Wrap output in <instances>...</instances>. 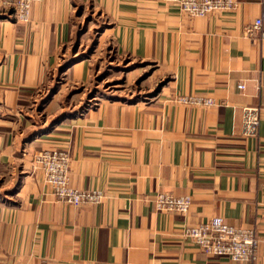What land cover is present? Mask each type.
I'll list each match as a JSON object with an SVG mask.
<instances>
[{
  "label": "crops",
  "instance_id": "obj_1",
  "mask_svg": "<svg viewBox=\"0 0 264 264\" xmlns=\"http://www.w3.org/2000/svg\"><path fill=\"white\" fill-rule=\"evenodd\" d=\"M236 1L204 17L167 0H36L26 23L0 12V264H264V39L245 31L263 0ZM97 25L161 81L148 99L68 110L62 83L51 89L60 73L88 79L91 55L76 57ZM245 105L260 106L253 137L241 135ZM46 147L66 148L70 184L102 200L57 201L34 164ZM160 191L189 195L188 211L156 210ZM213 216L255 227L254 262L206 255L182 235Z\"/></svg>",
  "mask_w": 264,
  "mask_h": 264
},
{
  "label": "built area",
  "instance_id": "obj_2",
  "mask_svg": "<svg viewBox=\"0 0 264 264\" xmlns=\"http://www.w3.org/2000/svg\"><path fill=\"white\" fill-rule=\"evenodd\" d=\"M36 0H0V6L10 11L15 22L26 23L30 19L32 3ZM178 5L189 16L204 17L236 8V0H167ZM264 0L262 11L245 31L258 33L264 39ZM243 87V85H240ZM175 101L186 105L213 106L218 103L212 97L196 94H178ZM260 106L245 105L241 110V135L253 137L258 133ZM35 167L43 173L44 181L51 188L57 201L75 206L99 203L104 194L97 189H78L70 184V156L66 148L46 147L34 155ZM158 211L185 214L191 204L189 195H175L170 191L157 192L152 199ZM182 235L191 240L202 253L226 257L232 261L254 262L258 257L259 237L253 226H235L221 216L186 226Z\"/></svg>",
  "mask_w": 264,
  "mask_h": 264
},
{
  "label": "rangeland",
  "instance_id": "obj_3",
  "mask_svg": "<svg viewBox=\"0 0 264 264\" xmlns=\"http://www.w3.org/2000/svg\"><path fill=\"white\" fill-rule=\"evenodd\" d=\"M4 9L0 6V12ZM7 12L10 13L9 10ZM101 26L97 25V28L82 38L84 47L81 46L80 51L84 50L76 57L91 55L88 79L83 83L67 82L63 84L64 76L61 73L53 79L51 89L58 88L62 83V91L66 94L61 99L63 103H66L67 99L69 100L67 105L71 107L69 106L68 110L77 104L76 107L84 111L87 107H94L99 101L110 98L148 99L160 87L161 81L159 79L148 76V71H150L148 66L141 70H135L134 67L137 64L130 63L129 59H125L116 53L111 37L102 36L99 39ZM69 63H62L58 70L62 72ZM55 72L57 71L55 70ZM49 96L50 94H47L39 102L43 104Z\"/></svg>",
  "mask_w": 264,
  "mask_h": 264
}]
</instances>
